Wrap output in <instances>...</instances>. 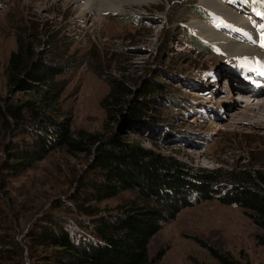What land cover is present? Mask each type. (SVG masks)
Listing matches in <instances>:
<instances>
[{"label": "rangeland", "instance_id": "rangeland-1", "mask_svg": "<svg viewBox=\"0 0 264 264\" xmlns=\"http://www.w3.org/2000/svg\"><path fill=\"white\" fill-rule=\"evenodd\" d=\"M173 1L120 4L111 0L110 6L117 10L103 11L106 0H0V97L8 95L4 69L22 36L24 42L34 43L37 51H49L55 63L69 65L57 76L66 84L59 98L64 114L58 118H70L74 131H114L121 140L139 143L192 169L219 170L224 177L229 170L264 168L262 111H255L257 117L251 110L244 118L227 116L220 104L223 99L217 97L221 90L232 102L239 99L235 91L233 95L222 91L226 82L229 87L228 66L250 65L259 55L237 54L223 41L215 42L223 35L252 45L254 35L242 32L247 26L227 21L234 11L248 22L260 25L264 20L249 14L251 10L239 0ZM88 5L92 8L89 13L85 10ZM208 29L214 32L213 36L207 33L211 40L202 34ZM191 38L201 41L207 50ZM109 76L123 79L135 91L144 79L155 83V94L147 97L149 106L141 120L133 121V130L128 129L126 111L117 123L108 122L102 101L110 88ZM157 94L168 102L156 99ZM14 97L28 99L29 93L17 92ZM151 98L156 101L150 102ZM263 99L260 95L255 102ZM19 137L16 132L6 137L4 144L7 138L14 142ZM4 160L0 148V201L7 204L9 214L19 217V226L14 225L11 231L18 240L31 222L51 207L52 200L69 198L79 190L80 181L85 185L82 190L89 191L87 183L96 176L91 155L69 153L61 147L17 174L2 169ZM136 195L124 190L103 199L99 206L114 207ZM243 210L216 199L182 207L151 237L148 256L156 258V264H220L212 254L216 250L243 264H264V247L257 241L262 230Z\"/></svg>", "mask_w": 264, "mask_h": 264}, {"label": "trees", "instance_id": "trees-1", "mask_svg": "<svg viewBox=\"0 0 264 264\" xmlns=\"http://www.w3.org/2000/svg\"><path fill=\"white\" fill-rule=\"evenodd\" d=\"M202 16L207 17L205 12ZM23 38L18 37L4 69L8 95L0 97L2 169L17 174L61 147L91 155L96 176L87 183L89 191L82 190L85 185L80 181L79 190L69 198L52 200L19 240L11 232L19 226V217L9 214L7 204L0 201V264H156L147 252L151 237L182 207L209 199L243 208L261 228L257 241L264 247V168L229 170L224 177L219 170L192 169L139 143L121 140L114 131H74L70 118H58L66 84L57 76L69 65L55 63L49 51H37ZM191 40L207 50L201 41ZM108 82L102 101L108 122L117 123L126 111L128 129H135L133 121L141 120L155 83L144 79L135 91L121 78L109 76ZM17 92L29 93V98L14 97ZM156 99L168 102L162 95ZM16 132L21 137L14 142L7 138L4 144ZM124 190L137 195L114 207L99 206ZM212 254L220 264H243L229 253Z\"/></svg>", "mask_w": 264, "mask_h": 264}, {"label": "bare ground", "instance_id": "bare-ground-1", "mask_svg": "<svg viewBox=\"0 0 264 264\" xmlns=\"http://www.w3.org/2000/svg\"><path fill=\"white\" fill-rule=\"evenodd\" d=\"M110 1L111 0H109V1L106 0L107 5H106L105 10H103V11H107V10L115 11V10H117L115 7L110 6V3H111ZM124 1L138 2V1H144V0H117V3L121 4ZM210 2H212V1H210ZM103 4H105V3H103ZM113 5H114V3H113ZM215 5H217V4L215 3ZM218 6H222V5H218ZM108 7L111 9H109ZM118 7H121V6L118 5ZM212 7H213V9H215V12H219V13L221 12L218 7H216V6H212ZM85 10H87V12L89 13L92 10V8L88 5L85 8ZM234 13H236V12L234 11ZM234 13L232 15H228L227 21L234 20V22L236 24H242L245 27L247 26V28H244V30H243L244 31L243 35L250 36L253 34L255 36L256 40L259 42V26L257 27L255 24H252L251 22L244 20L243 18H241L240 16H237V14H234ZM224 15H226V14H224ZM209 25L211 26V24H209ZM251 32H252V34H251ZM207 33H209L210 35L213 36L214 32H211L208 29L202 33V34H204V36L206 35V37H205L206 40H211L212 38L209 39L210 37H208ZM220 36H221L220 39L215 40L216 43H220L221 41H223L222 44L226 43L227 48L235 50L237 54L238 53L239 54L246 53V55L258 54L261 58L259 65H253V66L248 67L245 71V74L242 75L241 77L230 78L228 80L229 81V87H228L227 82H226L227 84L226 83L224 84L225 87H224V89H222V91L224 90L226 92H229V93H231V95H233L232 93H234V91H235V92H237V94L240 95V98L237 100L234 99L232 102L231 100H229L228 97H226L223 94L224 92L222 93V92H220L221 91L220 90L217 94V97L219 99H223V100H221L220 104L222 106H224L226 113H228L227 116H233L234 115V117L238 118V119L244 118L245 116H248V114H247L248 110L254 111V112H252L253 113L252 115H254L255 117H257L256 114L258 113L255 111H262V114H263L262 116H264V99L259 101V102H255V97H258L260 95H264V83L257 82V79L254 76V69L259 70L262 74H264V67L261 66V65H264V52H263L264 48H262L260 46L254 47V46L250 45V43H249V45L243 44V43H238V42L231 40V39H227V38L225 39V36H223V35H220ZM214 38H213V40H214ZM242 41H245V40H242ZM257 77L259 78V76H257ZM214 86H212V87H214ZM234 107H236L235 109L237 111L234 109ZM239 107H241L240 109H242V110L238 111ZM215 110H216V108H215ZM259 113H261V112H259Z\"/></svg>", "mask_w": 264, "mask_h": 264}, {"label": "snow or ice", "instance_id": "snow-or-ice-1", "mask_svg": "<svg viewBox=\"0 0 264 264\" xmlns=\"http://www.w3.org/2000/svg\"><path fill=\"white\" fill-rule=\"evenodd\" d=\"M244 2L247 3H253L260 6V10L257 12L258 15L261 16L262 19H264V0H244ZM249 39H252L249 37ZM255 42V41H253ZM259 46L264 48V23L259 25ZM264 67V65H261Z\"/></svg>", "mask_w": 264, "mask_h": 264}]
</instances>
